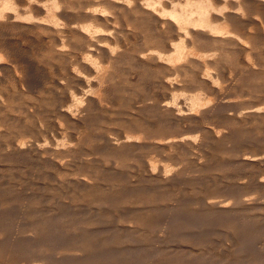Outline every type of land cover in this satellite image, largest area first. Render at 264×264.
<instances>
[{"label": "rangeland", "instance_id": "1", "mask_svg": "<svg viewBox=\"0 0 264 264\" xmlns=\"http://www.w3.org/2000/svg\"><path fill=\"white\" fill-rule=\"evenodd\" d=\"M71 1L72 21L44 20L48 30L0 27L11 57L0 63V264H264V162L244 159L264 150V113L246 114L264 110L259 32L249 60L195 38L201 51L177 59L169 92L141 52L161 30L126 14L99 42L105 55L92 23L71 18L89 0ZM165 101L180 116L161 114ZM161 134L184 146L145 139Z\"/></svg>", "mask_w": 264, "mask_h": 264}, {"label": "bare ground", "instance_id": "2", "mask_svg": "<svg viewBox=\"0 0 264 264\" xmlns=\"http://www.w3.org/2000/svg\"><path fill=\"white\" fill-rule=\"evenodd\" d=\"M67 1L71 0H0V27L3 26L2 28L4 29L6 25L8 24H16L19 22H26L28 24L32 23L34 28L41 29V31H45L50 29L51 24L48 26V23L46 24L45 21H48V19L58 21L60 18L67 20L69 19L68 16V10H72V6L68 5ZM72 2V1H71ZM82 1H80L81 3ZM83 2H85L83 0ZM87 2V1H86ZM71 4V3H70ZM75 4V3H74ZM73 4V5H74ZM75 7H77L75 5ZM78 9L79 11L77 14L72 15L75 18L74 20H81V21H89L88 23H92V27H95V31L93 32L90 30V32L94 33V35H91L89 37H92L91 39L93 41L92 45L96 46L97 49H99L100 53L105 52V48L101 46V43H110L109 40L116 34L113 30H110V28H115L116 25H113L114 23H119L124 21L125 25V20L123 19L126 14H135L134 15V20L132 22H138V21H143V23H148L151 22L152 25L155 26L156 31L161 30L163 32L162 36L165 34V36L162 39H159L156 41L154 39H149L146 40L145 46L146 48H140V51L144 53L143 56V61L146 65L155 66L158 70H163L164 73L159 74L160 75V80L161 82L165 84L166 89H170L169 92L171 91L173 87V83L171 82L170 78L168 77L171 72H174L175 69L179 70L182 61L187 60V55H196L197 51L199 50L198 47L195 45H198L197 43L194 42L195 38L203 37L206 35H209V37H212L211 41L214 43L219 42L228 46V50L232 51L236 49V52L238 53V56L245 55V59L249 60L252 55V47H249V41L253 35L254 28L259 32V36H261V41L264 46V0H89L86 4H78ZM83 9V10H80ZM75 10V9H74ZM72 12H74L72 10ZM71 13V11H70ZM109 13V14H108ZM115 14L114 18L113 15ZM123 13V14H122ZM122 15V16H121ZM127 16V15H126ZM133 16V15H132ZM131 16H129V20ZM126 18V17H125ZM58 19V20H56ZM50 20V22H51ZM173 20V21H172ZM62 21L64 20H59ZM72 21V20H71ZM25 23V24H26ZM58 23V22H57ZM64 23V22H63ZM24 24V25H25ZM54 24V22H53ZM56 24V23H55ZM65 24V23H64ZM77 24V23H75ZM79 24V22H78ZM83 25L85 23H82ZM80 24V25H82ZM129 26L133 25L128 23ZM158 24V25H157ZM59 25V23L57 24ZM56 25V26H57ZM63 25V24H62ZM61 25V26H62ZM68 25V24H67ZM127 25V24H126ZM14 26V25H13ZM55 26V27H56ZM60 26V25H59ZM66 26V25H65ZM69 26V25H68ZM74 26V25H73ZM87 26V24L85 25ZM115 26V27H114ZM128 26V28H130ZM138 24V28H139ZM10 27V26H9ZM29 27V26H28ZM53 27V26H52ZM51 27V28H52ZM58 27V26H57ZM56 27V28H57ZM75 27H78L76 25ZM91 27V26H90ZM126 27V26H124ZM146 27V26H145ZM147 27H149L147 25ZM151 27V25H150ZM7 28V26H6ZM11 28V27H10ZM9 28V29H10ZM18 28V27H17ZM22 28V27H21ZM27 28V27H25ZM32 27H30L31 29ZM120 28V26H119ZM132 28V27H131ZM131 28L129 29L131 31ZM7 28V30H9ZM29 29V28H28ZM33 29V28H32ZM54 29V28H53ZM60 29V28H59ZM59 29L58 33H59ZM71 29V27L69 28ZM78 29V28H77ZM81 29V28H80ZM84 29V26L82 27ZM127 29V27L125 28ZM135 29V28H133ZM2 30V29H0ZM25 29L23 28V31ZM35 30V29H34ZM55 30V29H54ZM57 30L55 31L57 33ZM122 30V26H121ZM124 30V29H123ZM128 30V31H129ZM144 30V29H143ZM149 30V29H148ZM18 31V30H17ZM21 31V29H19ZM37 31V30H35ZM53 31V30H52ZM61 31V30H60ZM22 32V31H21ZM27 32V31H25ZM29 32V30H28ZM40 32V31H39ZM65 32V31H64ZM68 32V31H67ZM71 32V31H70ZM79 32V31H77ZM76 32V33H77ZM80 32H83L80 31ZM79 32V33H80ZM123 32V31H122ZM134 32V31H133ZM151 32V31H150ZM255 32V31H254ZM4 33V30L3 32ZM7 33V32H6ZM11 33V32H10ZM18 33V32H17ZM31 33V32H30ZM29 33V34H30ZM43 33V32H41ZM45 33V32H44ZM53 33V32H52ZM55 33V34H56ZM61 33V32H60ZM73 33V31H72ZM78 33V34H79ZM85 33V31L83 32ZM127 33V32H126ZM125 33V34H126ZM130 33V32H128ZM153 31L151 32V34ZM12 34V33H11ZM23 34V33H22ZM34 34V33H33ZM48 34V33H47ZM68 34V33H67ZM75 34V33H74ZM122 34V33H121ZM147 34V32H146ZM155 34V32L153 33ZM152 34V36H153ZM159 34V33H158ZM157 34V35H158ZM256 33H254L255 35ZM1 35V34H0ZM6 35V34H4ZM15 35V34H14ZM36 35V34H35ZM43 35V34H42ZM54 35V34H53ZM72 35V34H71ZM87 35V34H86ZM90 35V34H88ZM87 35V36H88ZM120 36V33H118ZM123 35V34H122ZM156 35V36H157ZM3 36V35H2ZM1 36V37H2ZM7 36V35H6ZM10 36V35H9ZM52 36V35H51ZM61 36V35H59ZM69 36V35H68ZM73 36V35H72ZM85 36V34H84ZM116 36V35H115ZM114 36V37H115ZM126 36V35H125ZM130 36V35H128ZM127 36V38H128ZM4 37V36H3ZM46 37V35H45ZM53 37V36H52ZM48 37V38H52ZM55 37V36H54ZM64 37V36H63ZM66 37V36H65ZM117 37V36H116ZM124 37V35H123ZM161 37V36H160ZM5 38V37H4ZM8 38V37H7ZM70 38V36H69ZM81 38V35H80ZM83 38V37H82ZM122 38V37H121ZM120 38V39H121ZM151 38V37H149ZM201 39L204 41V39ZM208 38V37H207ZM206 38V39H207ZM21 39V38H20ZM60 38L59 40H61ZM87 39V38H86ZM89 39H87L89 41ZM253 39V38H252ZM260 39V38H259ZM14 40V39H13ZM64 40V39H63ZM117 40V39H116ZM131 40V39H130ZM3 41V40H2ZM6 41V40H5ZM43 41V40H42ZM62 41V40H61ZM65 41V40H64ZM87 41V42H88ZM120 41V40H119ZM117 41V42H119ZM248 41V43H246ZM101 42V43H99ZM113 42V41H112ZM111 42V43H112ZM115 42V41H114ZM116 42V43H117ZM124 42V41H123ZM126 42V41H125ZM124 42V43H125ZM209 42V41H208ZM245 42V43H244ZM255 42V41H254ZM260 42V41H259ZM6 43V42H5ZM52 44V42H50ZM90 43V42H89ZM206 43V42H205ZM213 43V44H214ZM58 44V43H57ZM63 44V43H62ZM88 44V43H85ZM121 44V42H120ZM144 44V45H145ZM195 44V45H194ZM200 44V42H199ZM210 44V43H209ZM56 45V44H54ZM91 45V46H92ZM112 45V44H111ZM116 45V44H115ZM119 45V44H117ZM52 46V45H51ZM66 46V45H65ZM213 46V45H212ZM262 46V47H263ZM57 47V46H56ZM64 47V46H63ZM61 47V48H63ZM93 47V46H92ZM90 47V48H92ZM111 47V46H110ZM148 47V48H147ZM208 47V46H207ZM211 47V46H210ZM55 48V47H54ZM58 48V47H57ZM60 48V47H59ZM112 48V47H111ZM109 48V52L110 49ZM117 48V47H116ZM203 48V47H202ZM218 48V47H217ZM252 48V49H251ZM42 49V48H41ZM51 49V48H50ZM64 49V48H63ZM95 49V48H94ZM96 49V50H97ZM206 49V48H205ZM216 49V48H215ZM263 49V48H262ZM10 48H8V45L6 46L3 42L0 43V63L1 60L6 61L10 57L9 53ZM60 49H58L59 51ZM65 50V49H64ZM96 50H93L94 53ZM139 50V49H138ZM203 50V49H202ZM214 49H206V51H210ZM219 51V49H216ZM52 51V50H51ZM57 51V50H56ZM55 51V52H56ZM63 51V50H62ZM61 51V52H62ZM98 51V50H97ZM96 51V52H97ZM113 51H115L113 49ZM120 51V50H119ZM137 53H141V52ZM205 51V50H204ZM64 52V51H63ZM116 52V51H115ZM211 52V51H210ZM223 53V51L221 50ZM225 52V51H224ZM228 52V51H227ZM235 52V51H234ZM58 53V52H57ZM69 53V52H68ZM99 53V52H98ZM114 53V52H113ZM117 53V52H116ZM120 53V52H119ZM198 53V52H197ZM202 53V52H200ZM212 52V54H205L203 52L204 56H208L209 60L211 59V55H216L217 53ZM107 53L105 52V55ZM218 54V53H217ZM224 54V53H223ZM236 54V53H235ZM18 55V54H16ZM60 55V54H59ZM63 55V53H62ZM80 55V54H79ZM97 55V54H96ZM95 55V56H96ZM104 55V56H105ZM111 55V53H110ZM109 55V57H110ZM112 54V57L115 56ZM139 55V54H138ZM14 56V55H13ZM108 56V55H107ZM106 56V57H107ZM141 56V55H140ZM200 56V54H198ZM203 56V55H202ZM203 56V57H204ZM254 56V55H253ZM118 57V56H117ZM139 57V56H138ZM197 57V56H196ZM202 57V58H203ZM259 57V56H258ZM11 58V57H10ZM13 58V57H12ZM92 58V57H91ZM97 58H100L97 56ZM102 58V57H101ZM120 58V57H119ZM141 58V57H140ZM200 58V57H199ZM206 58V57H205ZM204 58V59H205ZM214 59V57H212ZM242 58V57H241ZM240 58V59H241ZM254 58V57H253ZM23 59V58H22ZM96 59V58H95ZM107 59V58H106ZM111 59V58H109ZM138 59V58H137ZM136 59V60H137ZM181 61H179V60ZM194 59V57H193ZM201 59V58H200ZM216 59V58H215ZM221 59V58H220ZM141 60V59H140ZM192 61V59H190ZM208 60V59H207ZM253 60V59H251ZM255 60V59H254ZM9 61V60H8ZM12 61V60H11ZM15 61V60H14ZM108 61V59H107ZM112 61V60H111ZM113 60L112 62H114ZM177 61H179L181 64L177 65ZM188 61V60H187ZM199 61V60H198ZM213 62L214 60L211 59ZM259 61V60H258ZM117 62V61H116ZM178 62V63H179ZM194 62V61H193ZM202 62V61H201ZM205 61L203 60V63ZM241 62V60H240ZM8 63V62H7ZM5 63V64H7ZM119 63V62H118ZM186 63V62H185ZM189 63V62H187ZM192 63V62H191ZM199 63V62H198ZM197 63V65H198ZM249 63V62H248ZM2 64V63H1ZM0 64V65H1ZM202 64V63H201ZM205 65L207 64V61L204 63ZM211 64V63H210ZM215 64V63H214ZM258 64V63H257ZM183 65H186L183 63ZM182 65V66H183ZM216 65V64H215ZM102 66V65H101ZM208 67H211L212 65ZM179 67V68H177ZM199 67V66H198ZM251 66L248 64L246 69H250ZM260 67L262 70H264V63H260ZM113 68V67H112ZM116 68V67H115ZM114 68V69H115ZM203 68V67H201ZM207 68V67H206ZM255 68V67H254ZM104 70V68H102ZM182 69V67L180 68ZM212 69V68H211ZM210 69V70H211ZM214 69V68H213ZM217 69V68H216ZM222 69V68H221ZM258 69V68H257ZM260 69V70H261ZM110 70V69H109ZM189 70V69H188ZM253 70V69H252ZM251 70V71H252ZM108 71V70H107ZM112 71V70H111ZM144 71V70H143ZM157 71V70H156ZM203 71V70H202ZM161 72V71H159ZM204 72V71H203ZM209 72V70H208ZM214 72V71H213ZM245 72V71H244ZM257 72V71H256ZM177 73V71H176ZM215 73V72H214ZM259 73V72H258ZM205 74V73H204ZM222 74V73H221ZM101 75V74H100ZM158 75V76H159ZM177 75V74H176ZM206 75V74H205ZM209 75V74H207ZM157 76V78H158ZM171 76V75H170ZM174 76V75H173ZM223 76V75H222ZM210 78V76H208ZM259 77V76H258ZM166 78V79H165ZM205 77L203 76V79ZM180 79V78H179ZM224 80V79H223ZM154 81V80H153ZM211 81V80H210ZM233 81V80H232ZM88 81H86L87 84ZM160 82V81H158ZM234 82V81H233ZM175 83V82H174ZM176 84V83H175ZM162 85V84H161ZM232 85V84H231ZM164 86V85H163ZM181 86V85H180ZM185 86V85H184ZM187 86V84H186ZM211 86V85H210ZM215 87V86H214ZM164 88V89H165ZM183 88V87H182ZM183 90V89H182ZM186 90V89H185ZM178 91V90H177ZM175 93V92H174ZM89 94V93H87ZM177 94V93H175ZM174 95V94H173ZM75 96V95H73ZM88 96V95H87ZM172 96V94H171ZM170 96V97H171ZM199 98V97H198ZM85 99V98H84ZM89 99V98H88ZM190 99V97H189ZM99 99H97V102ZM175 102V101H174ZM214 102V101H213ZM221 102V101H220ZM92 103V102H91ZM96 103V101H95ZM100 106L101 101L98 102ZM210 104V103H209ZM224 104V103H223ZM185 105V104H184ZM212 105V104H211ZM263 105V104H262ZM93 106V105H92ZM95 106V105H94ZM173 108V105H171ZM170 104L168 101H165L163 104H161V114L165 115H170L172 118V115H177L180 116V112L175 113L173 112V109L171 108ZM216 106V105H215ZM218 106V105H217ZM203 107V106H202ZM209 107V106H208ZM211 107V106H210ZM210 107L208 108L210 110ZM254 107V106H253ZM72 108V107H71ZM180 108V107H179ZM216 108V107H215ZM218 108V107H217ZM220 108V107H219ZM251 108V107H250ZM261 108V107H260ZM263 108V107H262ZM60 109V108H58ZM198 109V108H197ZM202 109V108H200ZM207 109V108H206ZM207 109V110H208ZM214 107H212V110ZM253 109V108H252ZM177 110V109H176ZM63 112V109L61 110ZM175 111V110H174ZM206 114V111H204ZM210 112V111H208ZM213 114V111H211ZM175 113V114H174ZM186 113V112H185ZM196 113V112H195ZM264 113V110L260 109H253L252 111L246 113L249 116H251L253 119L261 116ZM68 114V113H67ZM187 114V113H186ZM192 114V113H189ZM188 114V115H189ZM202 114V113H201ZM204 114V113H203ZM62 115V114H61ZM159 115V114H158ZM182 115V114H181ZM209 115V114H208ZM161 116V115H160ZM186 116V115H184ZM194 116V113L193 115ZM197 116V115H196ZM72 117V116H71ZM176 117V116H175ZM167 118V117H166ZM169 118V116H168ZM186 118V117H185ZM247 118V117H246ZM250 118V117H248ZM174 119V118H173ZM179 119V118H177ZM182 119V118H181ZM179 119V120H181ZM184 119V118H183ZM185 120V119H184ZM178 121V120H177ZM254 122V121H253ZM175 123V122H174ZM242 123V122H241ZM137 125V124H136ZM149 126H153L149 124ZM91 127V126H90ZM146 127V126H145ZM10 128V127H9ZM89 129V128H88ZM131 133V132H130ZM140 133V132H139ZM136 134V133H135ZM143 134V133H142ZM134 135V134H133ZM131 135V136H133ZM137 135V134H136ZM139 136V135H138ZM173 135H159V136H154L150 135L148 137L145 136V139L148 142V139H160L162 141V144L170 150L174 149V147L177 145L179 146V143L183 142L182 140H179L176 137H172ZM75 137V136H74ZM130 137V136H127ZM231 137V136H230ZM140 138V137H139ZM138 138V139H139ZM219 138V137H218ZM224 138V137H223ZM123 139V138H122ZM130 139V138H129ZM137 139V138H136ZM144 139V138H143ZM144 139V140H145ZM127 140V138H126ZM122 142L120 141L119 143L115 144V147L117 150L123 145H126V141ZM143 140V141H144ZM149 140V143H150ZM40 141V140H39ZM141 141V140H140ZM151 141V142H152ZM160 141V143H161ZM222 141V140H221ZM64 142V141H63ZM135 142V141H134ZM137 142V141H136ZM139 142V141H138ZM187 142V141H186ZM129 143V142H128ZM136 144V143H135ZM182 144V143H181ZM183 145V144H182ZM128 146V145H127ZM184 146V145H183ZM125 147V146H123ZM182 147V146H181ZM122 148H120L121 150ZM124 149V148H123ZM177 149V148H176ZM116 150V149H115ZM127 150V149H126ZM151 151V150H150ZM169 151V150H168ZM257 151V150H256ZM105 152V151H104ZM170 152V151H169ZM264 150L259 151L258 153L250 154V156H243L244 159H250L251 161H257V162H264ZM249 155V154H247ZM125 156V155H124ZM127 156V155H126ZM153 158V157H152ZM84 160V159H83ZM151 160V159H150ZM154 162V159H153ZM154 164V163H153ZM151 165V164H150ZM160 165V164H159ZM152 166V165H151ZM154 166V165H153ZM152 166V167H153ZM155 167V166H154ZM70 168V167H69ZM75 168V167H74ZM92 174V173H91ZM82 177V176H81ZM167 177V176H166ZM259 177V176H258ZM57 178V177H56ZM165 178V177H164ZM168 181V180H167ZM261 182H264L263 179L260 180ZM165 182V180H164ZM154 192V191H153ZM157 200V199H156ZM40 219V218H39ZM78 219V218H77ZM217 222V221H216ZM68 224V223H67ZM165 226V225H164ZM191 226V225H190ZM242 227V226H241ZM168 228V227H167ZM56 231V230H55ZM262 232V231H260ZM175 233V232H174ZM75 238V237H74ZM109 241V240H108ZM137 241V240H136ZM238 241V240H237ZM139 243V242H138ZM32 244V243H31ZM92 244V242H91ZM241 245V244H240ZM70 247V246H69ZM77 247V246H76ZM80 248V247H79ZM91 248V247H90ZM83 249V248H82ZM80 250V249H79ZM95 250V249H94ZM64 251V250H63ZM75 251V250H74ZM255 251V250H254ZM49 252V251H48ZM41 260V259H40ZM98 260V259H97ZM37 261V259L35 260ZM34 261V262H35ZM110 264V263H109Z\"/></svg>", "mask_w": 264, "mask_h": 264}]
</instances>
